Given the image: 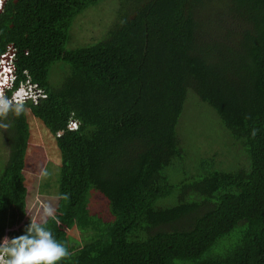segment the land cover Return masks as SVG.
Returning <instances> with one entry per match:
<instances>
[{
	"label": "trees",
	"instance_id": "1",
	"mask_svg": "<svg viewBox=\"0 0 264 264\" xmlns=\"http://www.w3.org/2000/svg\"><path fill=\"white\" fill-rule=\"evenodd\" d=\"M102 1L7 0L0 11L14 86L30 78L44 92L0 130L9 147L0 240L35 220L66 243L71 256L59 264H264V0H227L212 17L217 0H118L107 31L71 46L76 20ZM185 103L217 115L237 163L217 166L226 153L215 149L190 160L191 175L165 172L183 160ZM29 116L58 148L48 188L32 190L24 175ZM35 188L54 190L59 224L31 215ZM93 195L104 219L90 212Z\"/></svg>",
	"mask_w": 264,
	"mask_h": 264
},
{
	"label": "rangeland",
	"instance_id": "2",
	"mask_svg": "<svg viewBox=\"0 0 264 264\" xmlns=\"http://www.w3.org/2000/svg\"><path fill=\"white\" fill-rule=\"evenodd\" d=\"M109 1L111 0L102 1L107 4L98 5L97 7H99V9H94L90 12V15L76 20L71 46L85 44L94 40V36H101L103 32L108 30V27L115 21L114 19L119 11L118 0H113L111 4H108ZM227 5V0H217V3L208 4L206 7L207 15L212 17L216 11L221 10V7L226 8ZM103 19L105 24L100 22V20ZM80 24H84V27L79 26ZM29 83L30 85H35L31 80H29ZM188 104L189 103L184 104L182 114L176 126V135L184 153L183 160L177 159L176 164L168 166L165 172L167 174H180L182 176H185L186 173L191 175L189 170L191 164L200 158L201 155H205L206 152H214L215 149L219 153H226L225 160L217 161V166H219L221 161L229 164L237 163L239 157H234L235 155L233 152L227 153L226 145L225 147L222 146L221 135L224 134L225 129L220 124L217 115L209 107H196L195 103ZM28 122L30 137L26 150V171L24 175L27 174L28 178H26V180L31 184L32 190L36 184L37 186L40 185L38 187L48 188L53 184V181L56 183L58 179V162L60 161L58 148H56L57 146L53 135L41 122L30 116L28 117ZM5 138L6 135L3 133L0 134V174L4 170L9 153V147L6 144ZM235 148L237 149L236 146ZM239 153L240 159H243V152L239 151ZM190 160L194 161L190 163ZM44 168L49 171L50 175L45 179H41L40 172L41 169ZM33 182L35 184H33ZM52 191L54 194L51 193ZM52 191L51 189L47 191L42 189L41 192H38L35 188V190L30 193L29 209L31 210V215L37 220L46 218L44 215L45 205L54 206L57 196L54 190ZM97 196L98 195H93L91 198L90 212L104 219L108 214V210L106 204L100 201Z\"/></svg>",
	"mask_w": 264,
	"mask_h": 264
},
{
	"label": "clouds",
	"instance_id": "3",
	"mask_svg": "<svg viewBox=\"0 0 264 264\" xmlns=\"http://www.w3.org/2000/svg\"><path fill=\"white\" fill-rule=\"evenodd\" d=\"M6 1L0 0V11ZM14 66V77L11 79V83L8 82V79L7 82H4L3 76H0L2 77V80H0V83H2L0 86V130L5 131L12 127L8 119L9 116L19 117L22 115L25 112V102L32 99L30 94L24 91L23 84L27 78L18 86H14L16 79L15 62ZM42 96L44 95H38L37 99ZM68 127L76 129L78 122L71 119ZM256 132L257 130L253 129L252 135L255 136ZM49 175L50 173L46 168L41 169V179H45ZM62 198L67 200L69 195L63 194ZM44 215L57 224L60 223L55 215V209L51 205L44 206ZM70 256L71 253L66 243L59 241L52 230L45 226V223H38L35 220L30 221L23 234L11 239L4 237L3 240H0V264H59L60 261Z\"/></svg>",
	"mask_w": 264,
	"mask_h": 264
},
{
	"label": "built area",
	"instance_id": "4",
	"mask_svg": "<svg viewBox=\"0 0 264 264\" xmlns=\"http://www.w3.org/2000/svg\"><path fill=\"white\" fill-rule=\"evenodd\" d=\"M12 44H9L7 46L6 51L0 56V70L1 75L4 78V82L11 83V79L14 77V50H13ZM8 72V74H7ZM8 75V76H7ZM10 79V81H9ZM2 83H0L1 86ZM24 85V91L25 93H29L30 97L33 100L37 99V96L40 94H44L41 89H39V86L35 83V85H30L29 78L25 80Z\"/></svg>",
	"mask_w": 264,
	"mask_h": 264
},
{
	"label": "bare ground",
	"instance_id": "5",
	"mask_svg": "<svg viewBox=\"0 0 264 264\" xmlns=\"http://www.w3.org/2000/svg\"><path fill=\"white\" fill-rule=\"evenodd\" d=\"M0 72H1V70H0ZM0 76H1V73H0ZM0 80H2V77H0Z\"/></svg>",
	"mask_w": 264,
	"mask_h": 264
},
{
	"label": "crops",
	"instance_id": "6",
	"mask_svg": "<svg viewBox=\"0 0 264 264\" xmlns=\"http://www.w3.org/2000/svg\"><path fill=\"white\" fill-rule=\"evenodd\" d=\"M1 55V54H0ZM14 62H15V60H14Z\"/></svg>",
	"mask_w": 264,
	"mask_h": 264
}]
</instances>
